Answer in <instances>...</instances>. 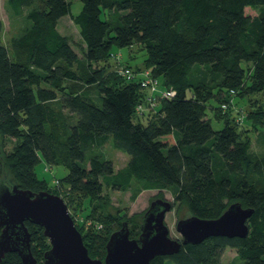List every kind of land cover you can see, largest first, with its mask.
Wrapping results in <instances>:
<instances>
[{
	"label": "trees",
	"instance_id": "1",
	"mask_svg": "<svg viewBox=\"0 0 264 264\" xmlns=\"http://www.w3.org/2000/svg\"><path fill=\"white\" fill-rule=\"evenodd\" d=\"M80 1L74 15L69 0H6L15 16L26 9L30 23L7 46L0 18V181L46 190L48 181L35 171L43 160L63 165L67 172L59 183L89 198H100L105 187L126 190L135 181L141 189L168 188L200 218H216L239 202L252 209L245 236L182 244L149 264H221L226 247L245 264H264V153L251 152L236 116L220 113L230 96L264 92V0ZM65 15L78 27L85 68L110 61L116 48L138 44L146 58L131 68L150 69L174 95L156 97L153 110L140 115V76L127 80L115 73L110 84H99L97 73L78 71V56L57 28ZM93 84L100 104L82 87ZM217 91L225 96L213 110L214 117H225L219 130L206 117L207 101ZM5 138L14 140L9 150ZM108 141L128 155L124 165L115 168L99 150ZM25 225L39 261L34 244L47 237L39 225ZM106 242L103 237L97 243ZM0 264L22 262L8 252Z\"/></svg>",
	"mask_w": 264,
	"mask_h": 264
},
{
	"label": "rangeland",
	"instance_id": "2",
	"mask_svg": "<svg viewBox=\"0 0 264 264\" xmlns=\"http://www.w3.org/2000/svg\"><path fill=\"white\" fill-rule=\"evenodd\" d=\"M69 2L71 4V13L74 15L77 14L82 7L81 1L69 0ZM26 12L27 10L25 9L24 13L15 16L9 11L6 0H0V18L3 22V42L7 46L10 38L21 33L30 23L25 17ZM57 28L66 37L78 56L76 67L79 70H77L82 72L83 69H86L92 74L97 73L100 77L99 84H110L115 78L114 74L116 73L117 75V69L122 66L121 63L136 68L137 66L141 67L146 58V50L138 44H133L132 46L115 49L116 54L119 55L118 61L110 59V61L91 63L90 65H86L85 68V60L83 57L84 43L79 35L78 27L71 22L68 15H65L60 18ZM82 87L94 102L97 104L101 103L97 84L82 85ZM211 97L207 101L206 117L210 119L212 128L219 130L223 127L225 117H214L213 110L219 102H222L225 96L222 91H217ZM229 99V102H226V107L221 108L220 113L222 115L226 112L231 113V115L239 118L241 120L240 125L242 126L241 136L250 140L251 152L257 155L264 153V92L244 93L242 91L238 96H230ZM63 112L66 123H72V115L67 110H63ZM146 116L147 114L144 115L143 119ZM245 117H248L247 121L244 119ZM13 144L14 140L5 138L3 147L5 150H9ZM99 150L113 162L115 168L124 165L128 158L126 153L114 149L111 141L106 142ZM35 171L38 177H44L48 181V185L46 186L45 184L46 191L56 194L61 198L63 197L62 199L68 203L72 211L71 213L77 217L75 220L80 224L79 227L84 236L83 239L86 242L90 256L93 258L104 259L105 246L103 243L98 244L97 242L102 240L103 237L108 239L107 237H109L110 232L120 228L121 221L128 222L130 237L137 238L140 233V216L148 207L149 202L156 197L172 202L171 210L165 215V223L171 238H182L176 230V223L179 219L189 216L190 212L185 203L174 200V196L168 188L141 189V184L133 181L131 186L126 190L105 187L100 198H89L74 192L71 193L61 185V182L59 183V179L67 172V169L63 165L50 166L41 160L36 165ZM95 223L102 224L100 230L96 229ZM34 246L37 257L40 259L38 263H41L43 261L44 251L50 247L49 241L47 238L38 239ZM167 264H171V262L167 261ZM221 264L245 263L239 259L233 248L226 247L221 257Z\"/></svg>",
	"mask_w": 264,
	"mask_h": 264
},
{
	"label": "water",
	"instance_id": "3",
	"mask_svg": "<svg viewBox=\"0 0 264 264\" xmlns=\"http://www.w3.org/2000/svg\"><path fill=\"white\" fill-rule=\"evenodd\" d=\"M172 202L156 197L149 202L140 219V233L130 237L128 223L111 232L105 244L104 259L89 255L82 235L68 212L64 200L46 190L33 192L16 184L0 182V260L8 252L19 255L22 264H149L158 255L170 256L182 244L199 243L210 236L243 237L252 209L239 202L230 203L216 218L190 214L179 219L176 230L181 239L171 238L165 215ZM25 221L43 229L50 247L38 263L31 251L30 232Z\"/></svg>",
	"mask_w": 264,
	"mask_h": 264
},
{
	"label": "built area",
	"instance_id": "4",
	"mask_svg": "<svg viewBox=\"0 0 264 264\" xmlns=\"http://www.w3.org/2000/svg\"><path fill=\"white\" fill-rule=\"evenodd\" d=\"M111 56L114 60L118 61V54H112ZM117 73L127 80L134 79L137 77L136 75L140 76L138 79L141 88L145 91V94L143 101L136 105L135 111L137 114L143 115L146 112L153 110L156 104V97L168 98L174 95V91L171 88H164L160 86L158 79L152 75L150 69L146 68L135 71L131 67L122 65L117 69ZM233 93V90H231V94ZM225 107L226 103H222L221 108ZM237 122L240 124L241 120L237 118ZM100 226V224L97 225V227Z\"/></svg>",
	"mask_w": 264,
	"mask_h": 264
},
{
	"label": "crops",
	"instance_id": "5",
	"mask_svg": "<svg viewBox=\"0 0 264 264\" xmlns=\"http://www.w3.org/2000/svg\"><path fill=\"white\" fill-rule=\"evenodd\" d=\"M72 22V21H71ZM37 174V173H36ZM39 178H41V177H39ZM42 178H44V177H42Z\"/></svg>",
	"mask_w": 264,
	"mask_h": 264
}]
</instances>
